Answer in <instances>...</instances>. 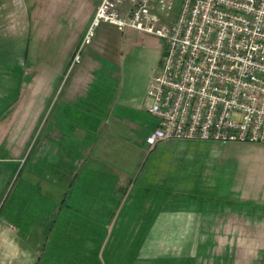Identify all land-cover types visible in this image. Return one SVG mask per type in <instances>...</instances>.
<instances>
[{
	"label": "rangeland",
	"instance_id": "rangeland-1",
	"mask_svg": "<svg viewBox=\"0 0 264 264\" xmlns=\"http://www.w3.org/2000/svg\"><path fill=\"white\" fill-rule=\"evenodd\" d=\"M29 1L21 0L22 6H20V12H17L16 9L18 8H15L14 4L18 0H0V51L4 52L0 54V156H8L6 159L17 160V162L21 161L23 167L18 165L17 168L18 170L24 168L18 176L13 171L14 165H6V162H0V217H2L3 212L9 210L15 199L26 193L22 188L29 181L26 171L30 170L29 160L32 161L35 157V147L33 146L37 136L31 132L34 131V123L41 115L40 112L34 113L35 109L33 112L27 110L28 101L30 97H35L32 94L33 85L36 88H42V92L38 90L40 92L37 93L38 95L45 94V86L38 84H43L44 82L41 79L50 78L54 73L51 70L41 69L44 66L41 62L45 58L46 60L51 59L53 53L50 44H47L46 47L43 46L41 49L43 39L42 41L36 40V49L29 56L28 54L26 56L24 53H18V50L23 48H15L14 41L17 39L15 37L18 36V31L14 29L13 20H20L21 29L27 28V3ZM44 1L37 0L38 5L34 9L37 17H44ZM184 1L174 0V17L178 16ZM38 19H41L39 25L45 24L43 18ZM100 37L102 56L109 59L116 58V68L113 71L114 73L112 72L114 74H112L114 84L110 96V101L113 104L109 103L111 104L110 108V105L107 107L104 103H100L101 111L107 110L105 116L110 118L112 114L122 117L121 126L123 129H129L130 133H127L126 140H131V143L124 146L125 152L120 153V155L123 154L127 158L129 167H133V170H131L136 188L131 195L123 200H121V193L120 196H107L108 192L104 191L99 197L93 195L99 194L98 192L87 194V189L90 186L95 183L99 185L105 178L104 172L87 167L83 171V167L76 163L65 165L63 169L66 176L58 183L55 181L57 185L63 188V191H57L56 198L57 202L59 201V212H63L66 207H70V209H65L64 222L58 225L62 232L49 227L48 237H46L49 240L47 245L44 244L42 250L44 255H54L55 252L61 254V252H57V248H59L65 253L63 256L73 255V260H80L84 257L85 264H95L93 260H98L99 250L97 243L105 242L99 255L102 264H110L113 257L109 255L114 254V251L119 252L116 257L118 259L116 264H124L120 259L125 258V256L127 261L124 260V262L137 264L135 261L137 247H132L130 252L124 253V246L113 245V243L114 240L118 241V235L122 232L121 228L126 225L127 229H130L131 225L125 223V218L135 220L141 214L136 213V209L145 210L144 205H141L145 202L143 187L150 185L151 187L155 186V188L160 187L161 191L164 190L166 209L177 208L178 206L188 208L191 202L197 200H200V205H213L215 200L209 197V193L214 194L213 191L224 195L223 199L225 201H230L231 197L242 193H248L252 197L255 195L257 188L264 192V144L247 141L208 142L167 139L158 142L154 148H149L148 144L143 145L144 147L141 149L139 147L141 143L138 140L140 132L141 135H146L147 132L151 133L157 126V118L148 110L151 100L148 96V88L154 69H161L163 66L169 45L156 34L136 28H126L123 32L114 25L102 24L96 30L94 42L80 46L76 60L68 71L66 80L73 77V74L82 68L83 62H81L80 57H85V53L93 47V44H98L97 39ZM3 42L7 43L4 44ZM15 63L21 64L23 68L20 89L23 88L22 98L27 103V107L25 111L21 109L22 112H18L15 108L7 111L9 101H11V98L16 97L12 95L18 92L17 86L21 82L20 77L15 75L17 72L10 70V66L15 67ZM60 86V89L54 95L55 98L51 107L47 110L48 113L43 117V122L41 120L42 123L39 124V126L41 125L38 127L40 130L39 141L44 136L53 116L55 117L57 112L65 107L63 84ZM14 87L16 90L13 89ZM80 104L82 105V103ZM30 115H32L31 123L29 120ZM35 132L38 131L35 130ZM116 140L119 144L121 143L119 139ZM95 141L97 142V140ZM101 144L103 149L100 146L94 148L96 157L110 160L112 161L111 165L114 166L117 165L119 159H123L122 156L116 155V150L106 151L109 144L104 142ZM90 156L93 158L92 154ZM88 159L90 158L88 157ZM14 163L16 162L12 161V164ZM58 167L61 166L55 168ZM82 172L85 173L82 175ZM96 178H98L97 181ZM197 179H199L198 182L202 188L208 189H205L206 194L201 195V199L192 196L195 191L193 187L197 188L195 182ZM36 186V189L43 188V193L38 191L43 195L49 194L50 189L55 187L52 181L45 180L43 177L38 178ZM45 191L47 192L45 193ZM38 193L37 196L39 197ZM80 193L84 196L80 197ZM48 194L47 197H49ZM77 199L81 200V204L77 205ZM118 204L121 205L118 210L120 214H115L113 210ZM98 211L100 212L98 213ZM66 215H69V221ZM142 215L145 216L144 221L146 223L150 222L151 215L145 213ZM112 217H115V219L112 229L109 230L108 224L111 222ZM77 218H81L83 222L76 224ZM107 219L110 220L106 221ZM76 225L80 226L79 232L76 231ZM207 229H209V225L201 224L198 216L196 235L201 237L209 235L212 239L213 234ZM190 231L192 232V230ZM239 238L238 232L235 234L230 232L228 241L222 245L216 243L213 245L212 243L207 250L204 247L200 248V251L196 252L198 255L197 261L199 264H236L238 260L237 241ZM55 242L57 244L63 242V245L55 246ZM160 242L154 239L153 244L148 247V251L145 253L167 252L168 250L173 252L180 248L178 238L176 236L172 237V231H166L163 246L157 245ZM161 247H163V250H161ZM126 249H130V247ZM249 263L254 264L253 261ZM255 264H264V260L262 262L256 261Z\"/></svg>",
	"mask_w": 264,
	"mask_h": 264
},
{
	"label": "crops",
	"instance_id": "crops-1",
	"mask_svg": "<svg viewBox=\"0 0 264 264\" xmlns=\"http://www.w3.org/2000/svg\"><path fill=\"white\" fill-rule=\"evenodd\" d=\"M99 2L100 0H45L44 17H37V14L34 13V9L38 5L37 0H30L27 3L29 8H27V28L21 29L20 20H13L14 29L18 31V36L15 37L17 39L14 41L15 48H23L19 49L18 53H25L28 49L29 56L36 49V40L42 41L43 39L41 49L50 44L53 53L51 59L46 60L45 58L41 62L44 65L41 69L51 70L54 73L50 78L41 79L43 84H38L45 86L44 95H38L37 93H40L38 90L42 92V88L39 89L33 85L32 94L36 98L30 97L28 107L22 98V88L16 103L7 108V111L15 108L19 112L21 109L25 111L27 107L30 112L35 109L34 113L40 112L41 115L34 123V131L31 132L37 136L33 146L35 147V157L32 161L29 160L30 172L26 171L29 181L22 188L26 193L15 199L9 210H6V213L3 212L0 217V264H85L84 257L80 260H73V255L63 256L65 253L59 248H57V252H61V254L54 250V255H44L42 250L44 244L47 245L49 240L46 238L49 227L62 232L58 225L64 222L65 209H70V207H66L63 212H59V201L57 202L56 198L57 191H63V188L55 181L58 183L66 176L63 169L65 165L76 163L83 167V171L87 167L104 172L105 178L99 185L95 183L90 186L87 189V194L98 192L99 194L93 195L99 197L104 191H107L108 195L105 193L107 196L122 194L121 200H123L131 195L136 188V183L133 181V167H129L127 158L123 154L120 155L125 152L124 146L131 143V140H126L127 133H130L129 129H123L121 126L122 117L112 114L110 118L105 116L107 110L101 111L100 103H104L107 107L110 105V108L113 104L110 101V96L114 84L112 74L116 68L115 57L109 59L102 56L99 42L101 37L97 39L98 44H93V47L85 53V57H80L83 62L82 68L73 74V77L66 80ZM14 5L15 8H18L17 12H20L21 0H18ZM38 18H43L45 24L39 25L41 19ZM120 30L124 32L123 29ZM93 40L91 44L94 42ZM0 53L4 52L0 51ZM62 84L65 93L63 94L65 107L60 109L55 117L53 116L44 136L39 141L40 130L38 127L41 126L39 124L41 120L43 122V117L48 113L47 110L52 105L54 95ZM92 97L93 99H91ZM36 103L37 105H35ZM24 117L26 116L24 115ZM156 118L159 122L158 117ZM29 120L31 123L32 115L29 116ZM149 134L147 132L146 135H141L140 132L138 140L141 143L139 146L141 149L148 144L149 148L155 147L148 142ZM116 139H119L121 143L119 144ZM102 142L109 144L106 151L116 150V155L122 156L123 159H119L117 165H111L112 161L110 160L96 157L94 148L100 146L103 149ZM91 154L93 158H91ZM0 160V162H6V165H14V173L20 176L23 170L21 168H19L21 171L18 170L17 166L23 165V163L21 165V161L17 162V160L6 158H0ZM12 161L16 163L12 164ZM56 166L61 167L55 168ZM69 168L70 166L68 171ZM83 173L85 172H82V175ZM42 177L54 183V189H50V193H47L49 197L47 194H42L43 188L36 189V182L38 178ZM97 180L98 178H96ZM142 190L145 193V202L141 205H144L145 210L136 209V213H141L135 219L136 222L125 218V223L131 225L130 229H127L126 225L121 228L122 232L118 235V241L114 240L113 243V245L124 246V253L130 252L132 247H137L135 254L137 264H168L169 262L172 264H199L196 252L200 251L202 247L207 250L212 243L213 245L215 243L222 245L228 241L230 232H234V234L238 232L240 235L237 241L238 260L236 264H250L251 261L255 264L256 261L264 260V192H261L260 188L256 189V193L252 197L248 193H242L231 197L229 202L223 199L224 196L219 195L210 197L215 200L213 205H200V201L197 200L191 202L188 208L178 206L172 209L165 208L164 190L161 191L160 187L155 188V186L149 185L143 187ZM38 191L42 193H38ZM81 196L84 195L80 193ZM79 204H81V200L77 199V205ZM120 206L118 204L114 207L115 214L119 213ZM143 213L151 215L150 222L144 221ZM66 216L69 221V215ZM198 216L201 224L209 225L207 230L213 234L212 239L209 235L206 237L196 235ZM70 217L72 218V215ZM114 219L115 217H112L108 224L109 230L112 229ZM108 220L110 219L106 221ZM81 221V218H77L76 224ZM76 231H80L79 225H76ZM166 231H172V237L178 238L180 248L173 252L168 250L167 252L146 254L145 252L153 244L154 239L161 241L157 245L163 246ZM104 243H97L99 250L98 260H93L95 264H102L99 255L103 250ZM56 245H63V242L58 244L55 242ZM127 247L130 249H126ZM162 248L161 250H163ZM118 253L114 251V254L109 255L113 257L110 264H116ZM124 260L127 261L126 256L120 261L128 264Z\"/></svg>",
	"mask_w": 264,
	"mask_h": 264
},
{
	"label": "built area",
	"instance_id": "built-area-1",
	"mask_svg": "<svg viewBox=\"0 0 264 264\" xmlns=\"http://www.w3.org/2000/svg\"><path fill=\"white\" fill-rule=\"evenodd\" d=\"M100 0L82 44L102 24L169 45L149 84L154 146L167 139L264 144V0Z\"/></svg>",
	"mask_w": 264,
	"mask_h": 264
},
{
	"label": "trees",
	"instance_id": "trees-1",
	"mask_svg": "<svg viewBox=\"0 0 264 264\" xmlns=\"http://www.w3.org/2000/svg\"><path fill=\"white\" fill-rule=\"evenodd\" d=\"M28 52V49H27V51L24 53V55H26L27 56V53ZM1 54V53H0ZM16 65H15V67H13V65H11L10 66V70H12V71H15V72H17L15 75H18L19 77H20V81H21V77H22V75H23V68H22V65L21 64H19V63H15ZM22 83V81L19 83V85L17 86V90H18V92L17 93H15V94H13L12 96H16L15 98H11V100L12 101H9V106H11L13 103H14V101H16V99L18 98V95L20 94V88H21V84ZM13 89H15V87L13 88ZM16 90V89H15ZM8 106V107H9ZM0 158H8V156H0ZM15 169V168H14ZM13 169V170H14ZM23 170V169H22ZM199 181V179H197L195 182H196V185H197V188L196 187H193V190H195L194 191V193H193V197L194 198H199V199H201L202 198V196L204 195V194H206L205 193V189H207V188H202L201 186H200V183L198 182ZM208 190V189H207ZM214 192V194H210L209 193V197H216V196H219V195H222V194H220V192H216V191H213ZM202 195V196H201ZM197 196V197H196ZM222 196H224V195H222ZM200 201V200H199ZM230 202V201H229ZM42 248H44V247H42ZM154 264H157V263H154ZM168 264H172V262H169Z\"/></svg>",
	"mask_w": 264,
	"mask_h": 264
}]
</instances>
